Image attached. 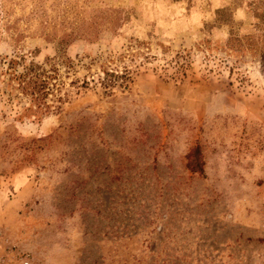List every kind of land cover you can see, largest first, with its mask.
<instances>
[{
  "label": "rangeland",
  "instance_id": "1",
  "mask_svg": "<svg viewBox=\"0 0 264 264\" xmlns=\"http://www.w3.org/2000/svg\"><path fill=\"white\" fill-rule=\"evenodd\" d=\"M26 261L264 264V0H0V264Z\"/></svg>",
  "mask_w": 264,
  "mask_h": 264
},
{
  "label": "trees",
  "instance_id": "2",
  "mask_svg": "<svg viewBox=\"0 0 264 264\" xmlns=\"http://www.w3.org/2000/svg\"><path fill=\"white\" fill-rule=\"evenodd\" d=\"M15 63H17V59H11L9 61V68H14ZM41 67L40 64L32 62L30 67H28L24 73L17 74L16 72L11 71L13 76L9 81L17 82V85L12 86L11 83L8 84L12 89L25 95L32 96L35 108L33 109L32 106L26 107V111H32L35 115L49 111V106L46 103V97L49 93L47 91L48 80L43 76V72L40 71Z\"/></svg>",
  "mask_w": 264,
  "mask_h": 264
},
{
  "label": "built area",
  "instance_id": "3",
  "mask_svg": "<svg viewBox=\"0 0 264 264\" xmlns=\"http://www.w3.org/2000/svg\"><path fill=\"white\" fill-rule=\"evenodd\" d=\"M24 264H29V262H28V261H26Z\"/></svg>",
  "mask_w": 264,
  "mask_h": 264
}]
</instances>
